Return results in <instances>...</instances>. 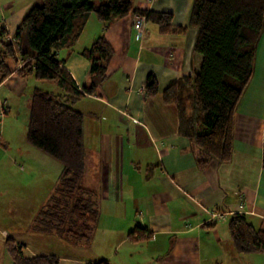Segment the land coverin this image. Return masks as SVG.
<instances>
[{
	"label": "crops",
	"instance_id": "1",
	"mask_svg": "<svg viewBox=\"0 0 264 264\" xmlns=\"http://www.w3.org/2000/svg\"><path fill=\"white\" fill-rule=\"evenodd\" d=\"M37 1L0 0L4 30L0 51L2 43H14L24 13ZM130 1L138 9L170 12L172 24L186 27V31L161 33L156 24L144 19L139 32L133 26L138 15L100 21L92 14L73 45L57 54L82 90L88 84L90 61L80 52L100 36L113 48L105 79L92 94L72 104L84 115L81 184L98 210L90 242L97 231L112 241L110 256L102 260L127 253L132 257L137 252L146 264H264V252H237L228 230L230 218L239 214L264 231V77H256L236 107L230 161L211 159L200 169L190 140L178 133L177 108L165 104L161 95L164 88L199 67L201 57L193 52L197 31L188 26L193 0ZM13 45L16 62L6 59L9 74L0 80V202L10 209L0 207V238H12L26 250L24 243L30 238L26 225L54 193L62 165L26 141L30 93L53 85L32 75H17L24 62ZM261 63L264 70V61ZM149 74L159 88L153 97L144 94ZM18 163L28 170L23 177L29 178V190L39 169L48 172L51 167L50 172L57 175L47 193L39 188L43 197L34 191V206L26 202L24 189L13 186L17 179L10 175L21 170ZM7 194L8 201L4 200ZM22 202L24 213L33 214L26 222L17 216V204ZM137 225L150 237L130 239L128 233ZM29 255L25 256H39Z\"/></svg>",
	"mask_w": 264,
	"mask_h": 264
},
{
	"label": "trees",
	"instance_id": "2",
	"mask_svg": "<svg viewBox=\"0 0 264 264\" xmlns=\"http://www.w3.org/2000/svg\"><path fill=\"white\" fill-rule=\"evenodd\" d=\"M92 14L100 21L142 15L161 33H184L187 29L174 26L170 12L138 9L130 0H40L27 8L14 43H2L0 80L9 74L6 59L16 62L15 44L24 62L17 75L53 81L61 89V94L54 96L35 88L30 95L26 141L62 165L58 185L48 205L36 214L32 231L87 242L96 227L98 210L81 184L84 115L72 104L92 94L105 79L113 48L100 36L80 52L90 61L88 84L82 90L65 69L64 58L57 54L73 45ZM188 26L197 31L193 52L201 57L199 67L164 88L161 95L165 104L177 108L178 133L190 140L196 164L203 169L211 159L228 162L232 157L235 111L252 77L264 28V0H193ZM3 33L0 26V36ZM158 92L156 78L149 74L145 97ZM228 230L237 252H264V231L254 228L243 215L234 214ZM128 237L147 239L150 233L137 225ZM3 240L13 264H58L52 255L27 257L14 239ZM87 264L110 263L99 260Z\"/></svg>",
	"mask_w": 264,
	"mask_h": 264
},
{
	"label": "rangeland",
	"instance_id": "3",
	"mask_svg": "<svg viewBox=\"0 0 264 264\" xmlns=\"http://www.w3.org/2000/svg\"><path fill=\"white\" fill-rule=\"evenodd\" d=\"M37 2H38V4H40V0H38ZM258 47L259 48H257L256 55H255V59H257V65L255 68L256 60L254 59L253 73H252V77H251L247 87L250 85H251V87L253 86V84L256 80V77H257V79L260 78V80L264 77L263 76L264 70H262V63H261V61L262 62L264 61V28H263L262 34L260 36V41H259ZM49 83H52L51 85H53V88L49 87V85H46L43 87V90L50 92L54 96L61 92V90L59 89V86L55 82L51 81ZM55 87L57 89H55ZM28 91H29V89H28ZM29 93H30V91H29ZM30 95H31V93H30ZM19 112L21 114H23V110L21 108H20ZM21 127L22 126H20V123H19L18 128L20 129ZM54 161H56V160H54ZM56 162L59 163L58 161H56ZM18 165L21 167V170L15 171V173L10 175L12 179H14V178L17 179L16 181L14 180L16 183H14L13 186H15L17 189L18 188L24 189L27 192V194H24V196L26 198V202L28 204H30L31 206H34V203L36 204L35 200L32 199V198H34V195L36 193L34 191L36 190L39 193V195L41 197H43V192L39 188L46 189V193H47V191H49L54 186L57 175H54L55 172H50L54 168L48 167L47 168L48 172H40V169H39L38 172L34 173L35 174V177H34L35 180H33L32 184L30 185L31 187H33V189L29 190V188H28V184L30 183V182H28L29 178L23 177L27 174L26 172L28 170L26 167H23L22 163H18ZM28 176H29V174H28ZM26 182H28V183H26ZM0 194H2V192H0ZM9 198L10 197L8 194L6 196H4V200H6V201H8ZM22 199H23V195H22ZM48 199L44 202V204H42V207L40 208V210L44 209L48 205V201H49ZM40 200L42 202V198H40ZM0 201H1V196H0ZM11 202L14 204L13 201H11ZM23 203L24 202H22L21 206H19L17 204V207L19 210V211L17 210V216H19V217L21 216L22 221L26 222L27 220L33 218V216H32L33 214L30 212L28 215L27 211H26V213H24ZM0 207H4L5 211L7 209L8 212H10V209L8 208V206L4 205V202H0ZM11 207L12 206L10 205V208ZM40 210L38 209L37 213L40 212ZM7 215H8V213H6V216ZM34 218H35V216H34ZM32 221H31V223L29 222V224L26 225L28 228V236L30 238H27L26 243H24L27 246V249L24 250L23 249L24 246L22 248L23 253L25 255L30 256L29 254L31 252L35 253L36 255H44V256H51L52 255V256L57 258L58 264H87L88 262H96V261L102 260L101 258H106V256H108V255L110 256V253L112 251V241L107 239L106 235H104L103 233H101L99 231H97L96 238L93 240L92 243L90 242V238H89L88 242L87 241H81V240H76V241L75 240H68L67 237L58 238V237H55L53 235L37 234V233L33 232L32 231L33 225H31ZM69 239H71V238H69ZM135 250L137 251V249H135ZM140 250L141 251L143 250V246H142V248H140ZM121 251L124 252L125 249L121 248ZM140 255H141V253L138 254L137 252H134L132 257L129 256V253H127L125 257H119L118 256L116 259L112 258V259H105V260L109 261L110 264H146L147 261H145V259H142ZM0 264H13L9 254L7 253V251L5 249L4 240L2 238H0Z\"/></svg>",
	"mask_w": 264,
	"mask_h": 264
},
{
	"label": "built area",
	"instance_id": "4",
	"mask_svg": "<svg viewBox=\"0 0 264 264\" xmlns=\"http://www.w3.org/2000/svg\"><path fill=\"white\" fill-rule=\"evenodd\" d=\"M144 16L142 15H138L137 18H136V21L134 22V28H136L139 32L142 31L141 29V26H142V22L144 20ZM211 215L215 216V215H218L217 213L214 214V213H210Z\"/></svg>",
	"mask_w": 264,
	"mask_h": 264
}]
</instances>
